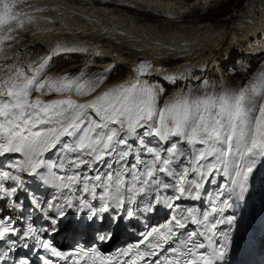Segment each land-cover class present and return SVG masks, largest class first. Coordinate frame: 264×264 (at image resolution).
I'll list each match as a JSON object with an SVG mask.
<instances>
[{
	"label": "snow or ice",
	"instance_id": "6c2138e0",
	"mask_svg": "<svg viewBox=\"0 0 264 264\" xmlns=\"http://www.w3.org/2000/svg\"><path fill=\"white\" fill-rule=\"evenodd\" d=\"M60 7L0 0V198L22 210L19 218L0 215V264H34L28 255L13 259L20 249L53 264L37 248L66 264H225L235 213L264 167V71L240 88L222 83L217 90L201 78L200 92L189 83L164 100L165 89L149 82L153 73L173 85L184 76L148 60L135 65L129 80L104 90L116 65L95 79L84 72L48 76L50 56L25 67L22 42L35 14ZM26 177L53 190L51 199L37 196ZM25 200L48 228L17 226ZM70 209L100 228L92 246L63 252L42 233L56 231ZM125 221L131 228L143 221L138 239L105 254L99 245L114 239L105 223L120 228Z\"/></svg>",
	"mask_w": 264,
	"mask_h": 264
},
{
	"label": "bare ground",
	"instance_id": "6f19581e",
	"mask_svg": "<svg viewBox=\"0 0 264 264\" xmlns=\"http://www.w3.org/2000/svg\"><path fill=\"white\" fill-rule=\"evenodd\" d=\"M138 1L145 2V6L137 4V0H42L44 4L62 7L35 14L32 33L22 42L28 48L21 49L20 62L26 66L43 51L51 57L49 63L80 57L101 63L104 70L116 65L126 71L124 78L106 82L101 89L104 90L129 80L135 65L148 60L155 68L184 76L173 85L164 75L154 72L150 83L159 81L178 89L182 82L186 85L196 75L221 82L235 58L252 59L257 56L252 55L253 49L256 53L264 49V0H247L242 9L219 23L214 20L224 5L213 7V0L200 2L211 3L210 14L192 9L189 0ZM187 3L192 8H187ZM115 9L129 15L123 16ZM44 16L51 17L55 23L49 24ZM256 43L262 46L254 48ZM26 51L28 55L24 56ZM233 52L236 55L230 60L229 54ZM205 64L214 69V74H206L201 67Z\"/></svg>",
	"mask_w": 264,
	"mask_h": 264
},
{
	"label": "rangeland",
	"instance_id": "374dc122",
	"mask_svg": "<svg viewBox=\"0 0 264 264\" xmlns=\"http://www.w3.org/2000/svg\"><path fill=\"white\" fill-rule=\"evenodd\" d=\"M246 1L247 0H213L212 1V3L214 4L213 7H216L218 5L220 6L222 4L224 5L220 9L222 12L220 14H218V17H216V20H214V23H219L217 21L224 20V19L228 18L231 14L236 13V10L242 9V7H244L246 5ZM200 2H201V0H189L188 3H191L193 8L191 6H189L188 3H187L188 5H186V7L187 8L191 7L192 9L199 11V13H202V14L207 13V12H209V14H210V12H213V10L209 11L211 3L207 2V3H205L207 5H203V4H200ZM136 3L141 4L140 6H145V4H146L145 2H141L138 0ZM142 3L144 5H142ZM208 5H209V7H208ZM146 9H149V8H146ZM115 11H117L119 14H122V12H119L118 9H115ZM155 11H158V9H155ZM122 15L127 16L129 14L125 13V15H124V13H123ZM256 46L261 47L262 45H260L259 43H256V44H254V48ZM257 53L259 54L260 52H257ZM255 54H256V51L253 49L252 55H255ZM48 56L49 55H47L46 52L42 51L38 55V57L35 58V60H34L35 64L34 65L38 66V64L40 62H42V58L48 57ZM30 61L31 60H29V62ZM241 61H242V59L235 58L234 62L231 65H229V67L226 69V72H225L226 74H225L224 80L226 81L225 84H227V86L229 88L243 87L244 85L248 84L250 81H253L255 76L260 71H264V54H262V56H260V54H259V56H255L252 59H248V60L245 59V61H244L245 64L244 63L242 64ZM49 62H50V60H49ZM48 69H50V70H46L48 76L59 75L63 72H68L72 75H78L80 72H84L86 79H95L96 74L102 73L104 71V67L102 66L101 63L97 62V64H96V61H91V60L89 61L87 59L83 60L80 57H70L69 59L51 62L48 65ZM126 75L127 74H126V71L124 69L114 71L113 73H111L110 79L108 80V82L115 80V79H119V78L122 79V77L124 78V76H126ZM197 77H198L197 75L194 78L192 77V79H194L196 82L190 81L189 83L191 84V87L194 89V91H196L198 93L201 91V89L199 88V82H197V79H198ZM200 77H202V76L199 75V78ZM203 77H205V76H203ZM204 79H207V78H204ZM209 80L211 82H213L212 79L209 78ZM183 84H185V82L181 83L180 88L175 89V88L166 87L158 81V85L165 89V95L163 98L164 100H168L172 96L173 91H175V94H177L179 92V90H181L182 86H185ZM213 84H215V83H213ZM217 90H219V86H217Z\"/></svg>",
	"mask_w": 264,
	"mask_h": 264
}]
</instances>
